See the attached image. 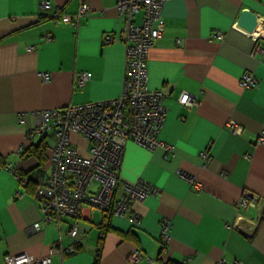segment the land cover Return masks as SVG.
<instances>
[{"label":"crops","instance_id":"0c3cea01","mask_svg":"<svg viewBox=\"0 0 264 264\" xmlns=\"http://www.w3.org/2000/svg\"><path fill=\"white\" fill-rule=\"evenodd\" d=\"M43 1H50L53 10L42 8ZM117 3L0 0V158L22 177H34L25 188L6 164L0 165V264L7 255L28 253L38 259L57 248L58 263L95 264L101 241L99 264H218L222 259L264 264V144L259 142L264 134V36L259 33L264 32V0L165 4L166 31L148 52V84L167 95L168 116L159 138L174 152L129 140L115 197L124 195V184L139 181L159 192L133 201L123 217L83 203L77 219L44 221L37 180L52 173L56 136L48 131L29 141L28 130L38 121L36 112L122 95L127 47ZM84 4L89 10L78 28L55 15L74 16ZM245 10L258 16L253 32L238 25ZM142 19L141 13L136 23ZM107 35L112 41H106ZM82 72L91 78L79 87ZM248 73L257 77V86L242 85ZM184 92L195 105L181 104ZM72 139L80 156L89 157L92 143L81 134L73 133ZM41 144L43 164L41 152L33 150ZM249 194L258 203L243 207L240 200ZM164 219L172 222L168 238L162 234ZM37 223L40 229L33 231ZM75 225L79 234L72 237ZM107 225L111 231L101 240L100 227ZM136 251L138 263L130 259Z\"/></svg>","mask_w":264,"mask_h":264},{"label":"built area","instance_id":"2783aa9c","mask_svg":"<svg viewBox=\"0 0 264 264\" xmlns=\"http://www.w3.org/2000/svg\"><path fill=\"white\" fill-rule=\"evenodd\" d=\"M171 0H118L117 7L120 16L125 22L122 40L126 43V76L123 93L119 98L90 102L79 106H70L66 109H52L36 112V125L28 130V140L34 141L43 137L48 131L56 136L53 148L51 175L37 180L36 200L44 214L45 222L60 220L63 217L77 219L82 213L83 203H88L96 210L108 212L114 216L123 217L127 214L133 201H141L158 189L145 181L136 184H124V195L116 199V190L119 185V170L122 163L126 144L134 140L138 144L150 149L164 148L173 153L171 145L164 144L160 132L168 116V108L164 101L166 93L153 90L149 87V70L147 57L149 50L160 40L166 31V22L163 15L165 4ZM41 7L53 10L50 1L41 2ZM88 6L84 4L78 14L61 16L59 11L55 15L63 23L73 24L78 28L82 18L88 13ZM143 14L141 24L136 23L137 16ZM262 27L264 22L260 21ZM263 36H264V32ZM254 38L255 33L252 34ZM219 37H223L219 33ZM107 42L112 36L105 37ZM257 39V38H256ZM29 49H32L29 48ZM45 81L50 80L46 73H40ZM89 72H82L77 77L79 87L85 86L90 80ZM245 88L258 85V79L253 73H248L242 80ZM183 105H195L196 101L184 92L180 97ZM20 123H24V116H20ZM232 127H238L231 124ZM81 134L92 143L89 157H81L73 143L72 134ZM264 144V134L259 139ZM205 162L210 160L207 153H202ZM6 169L14 173L22 186L28 184L30 177L16 172L11 164ZM192 184L199 186L194 177L179 172ZM97 183L98 189L92 191V184ZM22 195V193H18ZM258 197L253 194L245 195L240 203L243 207L256 206ZM136 224L140 223L139 216H134ZM40 223L32 228L40 229ZM172 222L163 220L162 234L168 238V231ZM79 234L75 225L70 231L72 237ZM60 249L51 250L43 258H35L28 253L7 255L4 264H61L54 260V255ZM130 259L138 263L141 259L140 251L134 252ZM218 264H240L238 261L228 262L224 259Z\"/></svg>","mask_w":264,"mask_h":264},{"label":"trees","instance_id":"16d2710c","mask_svg":"<svg viewBox=\"0 0 264 264\" xmlns=\"http://www.w3.org/2000/svg\"><path fill=\"white\" fill-rule=\"evenodd\" d=\"M36 149V152H41V156H42V161H40L41 162V164H43V160H44V152H45V147L43 146V144H41L40 146H38L37 148H33V150H35ZM4 164H6V161L4 160V159H1L0 158V165L1 166H3ZM7 165V164H6ZM29 177H30V180L29 181H34V177H32L31 175H29ZM28 185V184H27ZM27 185H25V186H27ZM24 186V187H25ZM25 188H27V187H25ZM30 193H31V191H29ZM101 228V233H100V235H101V240H104V236H105V234H107V232L108 231H111V228L109 227V225H107V226H102V227H100ZM100 240V241H101ZM102 245H103V243H102V241L100 242V244H99V248H98V253H97V256H96V261H95V264H99L100 263V260H101V254H102ZM167 264H175V263H173V262H169V263H167Z\"/></svg>","mask_w":264,"mask_h":264},{"label":"water","instance_id":"95a60500","mask_svg":"<svg viewBox=\"0 0 264 264\" xmlns=\"http://www.w3.org/2000/svg\"><path fill=\"white\" fill-rule=\"evenodd\" d=\"M258 24V16L249 10L243 11L238 21V25L248 32H253L258 27Z\"/></svg>","mask_w":264,"mask_h":264},{"label":"bare ground","instance_id":"6f19581e","mask_svg":"<svg viewBox=\"0 0 264 264\" xmlns=\"http://www.w3.org/2000/svg\"><path fill=\"white\" fill-rule=\"evenodd\" d=\"M259 33H262V32H259Z\"/></svg>","mask_w":264,"mask_h":264}]
</instances>
